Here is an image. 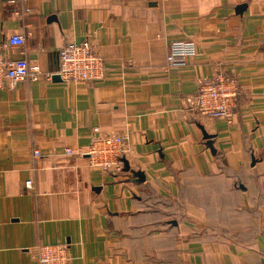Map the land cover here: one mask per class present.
<instances>
[{"label":"crops","instance_id":"1","mask_svg":"<svg viewBox=\"0 0 264 264\" xmlns=\"http://www.w3.org/2000/svg\"><path fill=\"white\" fill-rule=\"evenodd\" d=\"M13 35L6 56L39 79L0 90V264L57 244L70 264H264V0H0V46ZM85 39L105 79H54ZM175 41L198 53L166 71ZM219 71L238 84L233 125L185 104ZM95 128L130 138L129 170L65 154Z\"/></svg>","mask_w":264,"mask_h":264},{"label":"built area","instance_id":"2","mask_svg":"<svg viewBox=\"0 0 264 264\" xmlns=\"http://www.w3.org/2000/svg\"><path fill=\"white\" fill-rule=\"evenodd\" d=\"M25 36L13 35L0 46V90H14L27 79L37 81L39 74L31 73L26 59L12 60L6 56L5 47H22ZM60 66L57 75L65 82L99 83L105 79L107 68L103 58L95 51L90 40L67 42L59 50ZM198 53L193 41H175L168 49L165 70L185 67L190 59ZM51 75H47L50 79ZM238 84L232 75L219 71L210 81L198 89L196 95L187 96L185 104L200 116L224 120L233 125L238 100ZM130 138L127 135L101 134L99 128L93 130L88 152H75L65 149L66 155L88 157V166L103 174L118 176L126 170V162L131 153ZM34 157H41V152L34 151ZM34 182H26L28 189ZM67 244L37 246L33 250V261L36 264H70Z\"/></svg>","mask_w":264,"mask_h":264},{"label":"water","instance_id":"3","mask_svg":"<svg viewBox=\"0 0 264 264\" xmlns=\"http://www.w3.org/2000/svg\"><path fill=\"white\" fill-rule=\"evenodd\" d=\"M240 9H242V8H239V10ZM53 77H55L54 79H57V80H60L61 79L59 75H56V76H53ZM204 137L207 140V145H208L209 149L212 150V152H215V149L213 148V143H214L213 140H212L213 139V136H210V135H208V134L205 133L204 134ZM125 169L129 170V165H128L127 162H126ZM133 175L135 177L139 178L140 182L144 181V176L140 172H137V171L136 172H133Z\"/></svg>","mask_w":264,"mask_h":264}]
</instances>
